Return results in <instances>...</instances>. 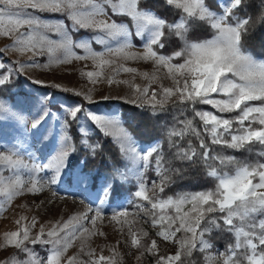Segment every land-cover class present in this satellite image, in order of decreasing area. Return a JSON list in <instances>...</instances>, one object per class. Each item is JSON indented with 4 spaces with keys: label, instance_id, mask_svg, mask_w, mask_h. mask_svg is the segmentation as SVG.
Listing matches in <instances>:
<instances>
[{
    "label": "snow or ice",
    "instance_id": "obj_1",
    "mask_svg": "<svg viewBox=\"0 0 264 264\" xmlns=\"http://www.w3.org/2000/svg\"><path fill=\"white\" fill-rule=\"evenodd\" d=\"M163 4L174 13L171 20L154 13L150 0H0V38L9 41L0 47V57L8 51L29 55L23 61L0 60V87L10 84L14 76L27 68H50L53 63L69 64L73 60L91 61L93 68L79 73L93 89L73 92L72 98L65 99V106L58 110L62 114L59 127L52 128L50 134L47 127L52 116L50 111L37 115L30 127L26 118L19 117L23 120V128L18 129L19 141L0 143V194L7 202L46 190L56 197L55 187L66 180L77 189L82 185L95 189L87 197L90 203L84 211L51 222L47 230L41 225L35 236L31 235L37 224L35 217L30 221L25 216L17 219V230L5 233L0 245L14 247L17 253L0 264H115L114 249L112 256H105L103 250L97 254L95 249L81 244L74 255H65L84 234L105 235L96 227L97 221L103 222L104 205L120 197L125 182L116 165L107 176H93L84 167L77 171L73 166L77 138L82 150L92 159L103 151L98 141L88 146L89 131L105 137L118 134L129 142L128 151L138 152L143 167L152 168L157 177L146 181L140 176L132 201L136 211L116 210L109 218L125 236L117 244L139 253L137 260L148 254L155 264H185L182 256H190L197 243L201 250L211 247L203 239L210 228H222L235 236V244L216 257L222 264H264V163L241 165L229 175L219 171L215 162L223 168L234 163L235 158L213 155L210 148V145H222L239 150L251 144L264 147V62H256L244 46L251 20L243 14L246 0H163ZM44 14L56 17L55 21ZM193 28L201 29L210 38L188 42L186 37ZM81 31L88 34V39L74 40L73 35ZM129 37H140L143 51H132L135 44ZM172 37L184 45L166 52L165 41ZM93 43L101 45L102 50H94ZM40 57H46L47 62L41 65ZM121 60L150 62L157 72L161 69L166 72L163 77L143 73L148 83L142 87L133 81L118 79L121 72H138L119 63ZM106 68L111 69L109 75L105 74ZM162 79L170 80L171 86H164ZM32 83L43 82L33 80ZM99 83L109 88L114 85L128 88L123 95L101 99H121L136 108L151 109L157 116L167 111L169 103L182 113L190 109L192 117L179 121V131L175 127L168 129L169 144L177 160L195 163L198 158L202 161L207 168L205 174L214 178L215 186L175 199L160 198L171 183L169 173L181 174V170L168 168L164 156L152 142L148 147L137 149L123 117L115 112L94 110L93 90ZM53 86L69 91L60 85ZM252 102H259V106ZM198 105H210L215 112L199 109ZM12 107L22 113L28 111L17 101ZM0 111H9L4 100H0ZM224 113L235 115L224 118L220 115ZM194 121L199 122V128ZM73 124L76 137L71 135ZM257 124L259 127H254ZM189 134L199 141L200 152L190 139L187 147L180 144ZM49 146L50 151L44 155L43 149ZM118 154L127 155V151L118 148ZM260 155L264 156V151ZM140 219L157 229L155 238L148 231L133 229ZM88 224L93 227L88 228ZM158 240L171 243L176 252L161 255ZM37 244L48 248L44 258L35 253ZM19 253L29 259L21 261Z\"/></svg>",
    "mask_w": 264,
    "mask_h": 264
},
{
    "label": "rangeland",
    "instance_id": "obj_2",
    "mask_svg": "<svg viewBox=\"0 0 264 264\" xmlns=\"http://www.w3.org/2000/svg\"><path fill=\"white\" fill-rule=\"evenodd\" d=\"M44 15L49 16L53 20V22L56 19V17H52L50 14ZM73 38L74 40H87L88 34L84 31H81L78 35L74 34ZM129 38L132 39L133 43L135 44V47L132 49V51H143V40L140 37ZM6 43H9V41L5 38H0V47H3V45ZM113 46H115V44ZM92 47L96 51L102 50V46L96 43H93ZM75 51H77L79 54H83L82 50L77 49ZM248 53L251 54L250 52ZM251 55L253 59L256 60V62H264L262 58L257 57L253 54ZM9 59H19L23 61L29 59V55H18L13 51H8L3 57H0V60H3L4 62H7V60ZM38 62L43 65L47 62V58L40 57L38 58ZM119 63H122L127 67L136 68L138 69V72H121L118 76V79L133 81L135 84H139L142 87L148 83V81L143 78V73L147 72L150 75L155 74L159 77H163L166 72V70L164 69H161L159 72H157L150 62L121 60L119 61ZM85 65H87V67H85ZM80 70H93L92 62L73 60L69 64L53 63L50 68H44L43 66L27 68L19 76H14L10 84L0 87V100H4L5 108L9 109V111L6 112L0 111V143L9 144L11 142L19 141L20 132L18 131V129L23 128V120L19 119L20 116H23L27 119L28 126L30 127L33 119L37 115H39L43 111H50L52 113V116L49 118L47 126L49 128V134L52 128H58V121L60 120L62 115L58 110L65 106L64 102L68 97L53 94L51 89L43 87L56 88L53 85H60L61 88L68 89L71 92H81L93 89V85L88 83L85 78H82L80 76ZM110 73L111 69L106 68L105 74L109 75ZM15 80L19 81L18 85L12 84L13 82H16ZM33 80L42 81L43 83L34 84L32 83ZM160 82L163 83L164 86H171V81L168 79H162ZM127 92L128 88L125 85H120L119 87L114 85L112 88H109L108 85L104 83L96 84L93 90V100L96 102L94 110L102 113L115 112L119 117H122L118 106H105V104L97 105V103L100 101H105L104 99H101L102 96L116 97L118 94L123 95ZM14 101L19 102L23 107L27 108L28 111L22 113L19 108L12 107ZM252 103L254 106H259V102ZM202 110L215 112V109L212 108ZM220 115H223L224 118H231L235 115V113H224ZM254 127H259V125H254ZM127 131L131 134L128 129ZM93 132L94 131H89L87 133V137ZM109 137H111L120 148L127 151V155H123L125 160V167L123 168L122 173L125 182H128L131 179H139L140 176L144 174V170L146 168L142 165V161L139 158V153L137 152L136 154H133L128 151L129 142L123 141L118 134H114L113 136ZM131 137L133 138L132 142L137 147V149H139V147L142 145L138 143V141L132 134ZM25 147H27V145H25ZM38 147H40V145H38ZM50 148L51 146H49V148L43 149L44 155L48 154ZM25 156H27V154H25ZM80 167H82V164L75 168L77 169V171H79ZM153 179H157V177ZM55 190L58 193L56 197H52L51 192L46 190L42 194L36 196L25 194L21 197H14L11 202H7L6 197L0 194V208L3 209V211H0V245L3 244L5 233L17 230L18 225L16 224V220L21 216L27 217L29 221L33 217L37 219V224L31 232V235L35 236L39 232L41 225H44L47 230V228L51 227V222H55L56 220L61 218L67 219L75 212L84 211L90 203L87 197L91 193L95 192L94 188L87 189L83 185L80 189H77L73 186H70L67 180L64 183L57 185L55 187ZM148 194L150 195L153 193L150 191ZM62 197L67 198L64 199ZM49 200H53L54 202L49 203ZM128 203V199L120 198L117 201H110L109 203L105 204V218L103 222L97 221L96 225V227L105 235L101 236L97 234L89 237L87 234H84L83 239L78 238L75 240L74 245L67 250L65 255H74L79 250L81 244H84L86 246H90L92 249H95L97 254H99L101 250H103V255L105 256H112V250L114 249L116 253V255L113 257L115 264H155V260L151 255L146 254L142 259L137 260L136 256H138L139 253L135 252V250H131L130 252L129 249L126 248L123 244H117V241L124 240L125 236L118 231L119 225L110 223L109 218L113 211L128 210V208L126 207ZM144 203L146 204V202ZM128 211L134 212L136 211V209L132 208ZM131 219L132 217H129V220ZM86 226L90 229L93 227L91 224H88ZM133 229H143L145 231H148L153 238H155L154 233L157 230L144 223L143 219H140L139 224L133 225ZM126 231L127 225L125 226V232ZM177 235L180 236L181 233H177ZM203 239L208 244H210V242L206 240L205 234L203 236ZM158 243L160 244L161 255L174 254L177 250V248L171 243H164L160 242L159 240ZM29 247L32 248L33 246L29 244ZM194 250H197V252L200 254V259L202 260L201 264H222V261L220 259H217L216 257L219 254L226 253L227 248L219 247L217 249H211L210 247L208 249L201 250L199 243H197V247L192 250L190 256L194 254ZM34 251L40 258H44L46 253L48 252V248L46 246L37 244L34 248ZM16 253L17 250L14 247L0 246V261H3ZM18 256L21 261L29 259L24 253H19ZM187 257L188 256H182V259L185 260V264H196V262H194L193 260H187Z\"/></svg>",
    "mask_w": 264,
    "mask_h": 264
},
{
    "label": "trees",
    "instance_id": "obj_3",
    "mask_svg": "<svg viewBox=\"0 0 264 264\" xmlns=\"http://www.w3.org/2000/svg\"><path fill=\"white\" fill-rule=\"evenodd\" d=\"M150 7L155 13L168 20H171L174 15L173 12L165 8L163 0H150ZM243 14L251 17L248 34L244 39V46L248 52L264 60V0H246ZM204 38L210 37L199 28H193L191 33L186 37L188 42ZM165 43L168 45L166 52H171L176 49L177 45L180 47L184 45V42L176 37L166 40ZM15 81L16 82L12 84L18 85L19 81ZM43 88L51 89L53 94L68 98L73 97V92L71 91L65 92L50 87ZM99 104H105V106H118L121 116L127 121L125 127L131 132L138 143L148 147V144L152 142L157 146L159 153L164 156L168 168L181 170V174L169 173V175H171V183L165 188L164 193L160 194V198L172 196L175 199L182 194H191L215 186L216 181L214 178L208 177L205 174L207 168L202 161L198 158H196L195 163L177 160L175 157V150L172 149L169 144L168 129L175 127V129L179 131V121L191 119L192 113L190 109L182 113L176 108H173L170 103L167 106V111L157 116L152 113L151 109L136 108L123 100H105L97 103V105ZM197 107L199 109H211L209 105H198ZM193 123L198 128L200 127L198 121H194ZM71 135L76 137L75 124L72 125ZM189 139L197 152H200L199 141L191 136V134L187 135L184 140L179 142L182 146L187 147ZM205 139L207 142V137H205ZM97 141L103 145V151L97 153L95 159H92L86 151L82 150V145L79 142V138H77V152L73 157V166L78 167L81 161H84L86 165H82L84 171L90 172L94 176L97 174L99 176L110 175L113 165L118 166L122 172L125 167V160L123 155L118 154V148H120L118 144L111 137H105L97 131L88 135V146L94 145ZM210 148L213 155L232 156L235 158L234 163L223 168L219 167L218 161L215 162L219 171L229 174H234L235 169L244 164L264 163V156L260 155V152L264 151V147H261L259 144L247 145L245 148L239 150L226 148L222 145H210ZM143 177L146 181H150L155 178L156 175L152 168L146 167ZM138 181L139 179H131L128 182H124L121 189L122 194L119 198H115L114 201L120 198L128 199L129 203L126 205L128 210L135 208L132 201L135 200L133 193L137 188ZM151 195L153 194H150V196ZM205 238L210 242L211 249H217L219 247H226L228 249L229 245L235 244L234 234L222 228H210V230L205 233ZM193 253L192 256H188L186 259L193 260L196 264H201L202 260L200 259V254L197 250H194Z\"/></svg>",
    "mask_w": 264,
    "mask_h": 264
}]
</instances>
